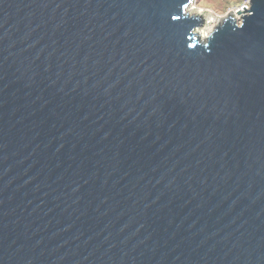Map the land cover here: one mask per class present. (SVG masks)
Masks as SVG:
<instances>
[{"label":"water","instance_id":"obj_1","mask_svg":"<svg viewBox=\"0 0 264 264\" xmlns=\"http://www.w3.org/2000/svg\"><path fill=\"white\" fill-rule=\"evenodd\" d=\"M0 0V264H264V0Z\"/></svg>","mask_w":264,"mask_h":264},{"label":"rangeland","instance_id":"obj_2","mask_svg":"<svg viewBox=\"0 0 264 264\" xmlns=\"http://www.w3.org/2000/svg\"><path fill=\"white\" fill-rule=\"evenodd\" d=\"M221 0H203V2H201V4H199L198 0H195L194 3H192L187 12L190 14H197V13H203V17L205 18V24L198 28L196 30V33L200 35V38L202 40H204L206 37V35L204 34L205 31L208 33H211V31L216 27V25L219 23V16L223 17L225 16V14H227L228 12H232L236 9H238L239 6H241L243 3L239 4L237 3V1L239 0H228V1H232L235 4H239L238 5H231V7H228L227 10H225L224 12H220V11H216V9H213L212 7H218V5L216 3L219 4ZM245 1V0H243ZM199 10L201 12H199ZM214 14L215 16H218V20H213L211 19V15ZM204 32V33H203ZM202 35V36H201Z\"/></svg>","mask_w":264,"mask_h":264},{"label":"trees","instance_id":"obj_3","mask_svg":"<svg viewBox=\"0 0 264 264\" xmlns=\"http://www.w3.org/2000/svg\"><path fill=\"white\" fill-rule=\"evenodd\" d=\"M198 2H199V4H201V2H203V0H198ZM243 2H244L243 0L237 1V3H239V4H241ZM216 4L218 5V7H212V8L216 9V11H220V12H224L225 10L228 9V7H231V5L232 6L233 5H235V6L238 5L239 6V4H235L232 1H228V0H221L219 2V4L218 3H216Z\"/></svg>","mask_w":264,"mask_h":264},{"label":"bare ground","instance_id":"obj_4","mask_svg":"<svg viewBox=\"0 0 264 264\" xmlns=\"http://www.w3.org/2000/svg\"><path fill=\"white\" fill-rule=\"evenodd\" d=\"M199 12H201V11L199 10ZM211 16H212L211 19L216 20V21H217L219 18H221V17L218 18V16H215L214 14H212ZM203 33H204V32H203ZM204 34L206 35L205 37L208 36V33H207L206 31H205ZM209 34H210V33H209ZM201 36H202V35H201Z\"/></svg>","mask_w":264,"mask_h":264},{"label":"built area","instance_id":"obj_5","mask_svg":"<svg viewBox=\"0 0 264 264\" xmlns=\"http://www.w3.org/2000/svg\"><path fill=\"white\" fill-rule=\"evenodd\" d=\"M244 6L249 7V0H245L244 3L241 6H239L238 8L242 9Z\"/></svg>","mask_w":264,"mask_h":264}]
</instances>
